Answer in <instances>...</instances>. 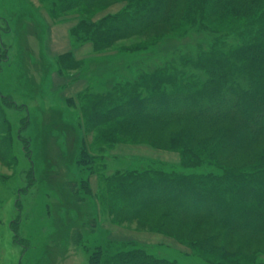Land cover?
<instances>
[{
  "label": "rangeland",
  "instance_id": "obj_1",
  "mask_svg": "<svg viewBox=\"0 0 264 264\" xmlns=\"http://www.w3.org/2000/svg\"><path fill=\"white\" fill-rule=\"evenodd\" d=\"M237 1L245 8L249 5V0ZM84 5L99 11L86 18L92 29L127 8L124 0ZM60 6L59 0H0V264H88L92 255L114 243V250L125 243L150 246V253L175 264H231L222 256L240 252L251 257L262 251L263 235L228 236L212 220L198 217L167 219L166 206L155 207L141 219L110 213L114 197L111 189L106 193L110 179L128 169L153 172L150 179L159 170L181 171L172 136L196 127L194 120L181 118L131 138L118 136L115 144L101 140L97 130L102 128L92 129L87 121L93 102L111 95L116 83H134L146 67H164L179 53L205 52L215 36L244 25L223 11L206 16V10V15L192 18L195 4L175 0L165 23L114 38L101 49L91 47L82 66L64 74L61 64L46 55L48 26L73 22L76 27L82 20L71 11L63 13ZM80 27L85 29L86 23ZM240 43L234 36L225 40L226 47ZM79 45L72 46L81 55ZM23 121L28 128L19 136ZM21 138H31V158L26 157ZM255 151L251 144L231 158L218 157L219 168L242 171L254 161ZM31 168L34 182L28 187ZM219 168L202 165L196 171L219 174ZM213 237L222 254L213 256L198 248Z\"/></svg>",
  "mask_w": 264,
  "mask_h": 264
},
{
  "label": "trees",
  "instance_id": "obj_2",
  "mask_svg": "<svg viewBox=\"0 0 264 264\" xmlns=\"http://www.w3.org/2000/svg\"><path fill=\"white\" fill-rule=\"evenodd\" d=\"M59 1L63 13L71 11L82 20L70 31L72 50L75 49L73 43L78 42L79 46L101 49L114 38L123 39L146 27L161 25L170 16L175 2L124 0L127 8L121 14L92 29L86 18L91 19L99 11L89 9L84 3L97 0ZM190 2L196 6L192 18L206 15V10V16L212 11H223L244 26L215 36L205 52L195 49L190 55L179 53L166 60L164 67L157 66L154 70L146 67L134 83L126 80L116 83L111 95H100V99L93 102L87 121L92 129L102 128L97 130L101 140L115 144L119 142L118 136L131 138L136 133L163 129L174 120H194L196 127L183 128L172 136L171 142L179 149L180 167L195 172L183 174L182 169H176V172L163 173L159 170L151 177L154 179H150L153 172L128 169L108 181L106 193L111 189L114 194L113 203H109L110 213L125 219H141L157 207L166 206L163 216L167 219L198 217L212 220L228 236L236 233L264 236V0H249L247 8L237 0ZM84 23L85 29L80 27ZM229 36L239 38L241 43L226 47L225 40ZM55 60L61 64L60 72L64 74L82 66V61L76 60L72 51ZM2 101L8 100L2 98ZM27 128L28 124L23 121L19 136ZM20 141L26 157L31 158V138ZM80 142L84 148L82 138ZM251 144L256 147L254 161L244 171L219 168L218 157L231 158ZM202 165L214 166L221 172H197ZM27 178L30 187L34 182V168ZM186 207L188 211L183 210ZM215 239L202 241L198 248L213 256L222 254L221 247L214 245ZM112 246L117 244H110L102 253L92 255L88 264H175L150 253V246L125 243L115 250ZM222 258H227L231 264H264V249L251 257L236 252Z\"/></svg>",
  "mask_w": 264,
  "mask_h": 264
},
{
  "label": "crops",
  "instance_id": "obj_3",
  "mask_svg": "<svg viewBox=\"0 0 264 264\" xmlns=\"http://www.w3.org/2000/svg\"><path fill=\"white\" fill-rule=\"evenodd\" d=\"M75 27L73 22H65L58 25L50 24L48 26V37L45 44V52L50 59H56L57 57L72 51L76 60L82 61L88 50L92 51L90 45H83L79 50H72L69 33Z\"/></svg>",
  "mask_w": 264,
  "mask_h": 264
}]
</instances>
